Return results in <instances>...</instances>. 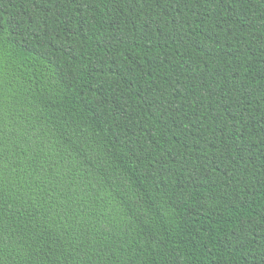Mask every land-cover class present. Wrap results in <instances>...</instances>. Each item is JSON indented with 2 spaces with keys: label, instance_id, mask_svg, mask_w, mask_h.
Segmentation results:
<instances>
[{
  "label": "trees",
  "instance_id": "16d2710c",
  "mask_svg": "<svg viewBox=\"0 0 264 264\" xmlns=\"http://www.w3.org/2000/svg\"><path fill=\"white\" fill-rule=\"evenodd\" d=\"M0 264H264V0H0Z\"/></svg>",
  "mask_w": 264,
  "mask_h": 264
}]
</instances>
